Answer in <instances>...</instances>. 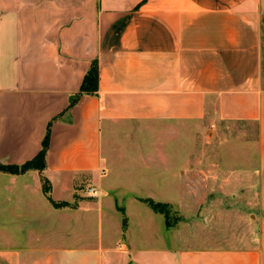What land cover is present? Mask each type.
I'll return each mask as SVG.
<instances>
[{"label":"crops","instance_id":"crops-1","mask_svg":"<svg viewBox=\"0 0 264 264\" xmlns=\"http://www.w3.org/2000/svg\"><path fill=\"white\" fill-rule=\"evenodd\" d=\"M94 61L98 92L81 94ZM210 118L257 127L248 167L239 143V176L256 178L258 236L169 264H264V0H0V165L33 160L50 131L44 171H0V264L101 262L105 191L108 204L122 187L162 202V125ZM104 151L129 165L115 170ZM87 181L97 200L81 194Z\"/></svg>","mask_w":264,"mask_h":264},{"label":"rangeland","instance_id":"rangeland-1","mask_svg":"<svg viewBox=\"0 0 264 264\" xmlns=\"http://www.w3.org/2000/svg\"><path fill=\"white\" fill-rule=\"evenodd\" d=\"M257 135L253 123L213 118L201 129L194 124L162 125V202L145 193L132 199L122 187V193L108 204L111 191H105L103 216L92 229L103 236L102 261L97 256L92 260L86 255L65 258L50 253L54 264H169L183 250L252 246L258 236L253 219L258 215L257 184L253 170L239 176L245 163L240 159L243 150L239 143L247 146L248 167L254 163ZM104 159L118 171L129 165L107 152ZM91 187L98 185L83 183L81 194L86 200H97L86 198ZM147 200L162 204V213L154 211ZM89 232L88 227L87 248L95 241ZM76 242L78 239L69 247Z\"/></svg>","mask_w":264,"mask_h":264},{"label":"trees","instance_id":"trees-1","mask_svg":"<svg viewBox=\"0 0 264 264\" xmlns=\"http://www.w3.org/2000/svg\"><path fill=\"white\" fill-rule=\"evenodd\" d=\"M99 89V68H98V63L94 61L92 63V66L88 72V74L85 76L83 84L81 86V94H88V95H95L97 94ZM49 138H50V131L48 127L47 134L44 138L43 144H42V149L38 153V155L31 161L21 165V166H14V165H0V171L5 172V173H10V174H24L29 170L35 169L40 172L44 171L46 168V154L48 151L49 147ZM44 192L46 194H49L50 192V185L48 180L44 179ZM49 200L53 204L54 207L56 208H62V207H67V203H56L54 202L50 197ZM149 206L156 212L162 213V204L160 203H155L152 200H147L146 201ZM165 215L168 214V212H164Z\"/></svg>","mask_w":264,"mask_h":264},{"label":"built area","instance_id":"built-area-1","mask_svg":"<svg viewBox=\"0 0 264 264\" xmlns=\"http://www.w3.org/2000/svg\"><path fill=\"white\" fill-rule=\"evenodd\" d=\"M87 196L95 198L99 196V192L96 188L91 187L87 190Z\"/></svg>","mask_w":264,"mask_h":264}]
</instances>
